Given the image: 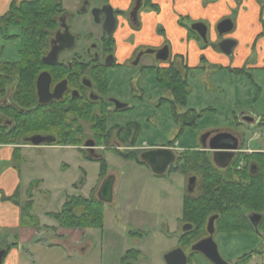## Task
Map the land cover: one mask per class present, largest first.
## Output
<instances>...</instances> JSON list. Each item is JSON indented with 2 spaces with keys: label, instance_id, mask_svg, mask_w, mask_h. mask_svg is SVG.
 <instances>
[{
  "label": "rangeland",
  "instance_id": "rangeland-1",
  "mask_svg": "<svg viewBox=\"0 0 264 264\" xmlns=\"http://www.w3.org/2000/svg\"><path fill=\"white\" fill-rule=\"evenodd\" d=\"M61 1L64 9L70 14L74 13L79 2V0ZM90 1L91 7H97L103 3L102 0ZM259 4L263 7L264 16V2L260 1ZM237 13V8L231 10L230 16L235 22L234 30L224 34L223 37L226 39L228 36L236 39L239 37L238 47L242 50L240 42L247 38V34L243 32L245 29H240V33L238 32ZM192 25L190 22L184 24L187 29H190ZM75 31L85 34L97 33L98 30L91 22L90 15H87L81 18V26H77ZM17 33L18 30L13 28L0 29V61H17L19 42L3 38L5 34L12 36ZM209 35L206 40L210 44ZM216 38L214 46L218 47L221 37L217 35ZM201 44L204 43L201 41ZM144 49L140 48V50ZM255 51L251 53L248 60L251 65L257 62ZM152 60L151 56L146 55L143 62ZM231 60L229 58V62ZM165 65L166 63H163L160 67ZM123 72L126 80L139 75L136 78L140 80L141 90L136 86L138 79H133L132 84L136 89L133 94L144 95L142 102L129 100L135 109L134 112L125 116L123 121L138 123L140 136L137 145L139 147L142 145L155 149L164 148L178 133L171 109L168 105L158 103L160 99H170L169 93L155 85L154 74L151 71L142 73L139 67L131 69L127 63ZM263 72L264 70L257 71L253 75L258 77ZM186 79L190 92L187 104L185 108H178L176 112L181 114L191 109L202 112V117L196 121L194 129L184 130L176 148H170L174 150L176 156H181L184 150L195 147L204 150L202 136L207 133L240 132L241 128H237L235 119L243 111L249 110L257 115H264V98L253 99V88L245 76L235 77L220 65L201 63L198 70L186 75ZM254 81L258 85L264 84V81L261 82L258 78H254ZM126 84L127 92H129L130 83L126 81ZM151 96L152 99L148 102ZM147 119L148 122H146ZM249 131L247 139L253 138L255 134L258 140L251 145H247L246 142L245 147L251 150L264 148V137H262L264 128L255 127L250 128ZM100 153L107 166L106 175L115 179L112 202L104 206L103 229H89L83 234L70 232L61 238L57 233L59 235L63 233L46 214L59 212L67 197L94 196L99 183L101 166L89 161L92 159L81 156L72 147L25 146L21 150L17 157V159L20 158V164L18 160L12 164L16 167L18 165L21 169L22 186L23 182L43 180L33 184L30 213L39 220L41 236L31 246L25 244L23 250L9 253L3 264H120V259L129 249L142 251L140 258L133 264H164V255L177 247L175 238L179 235L177 222L182 219V201L186 192L187 178L181 173L171 171L166 172L163 177H157L147 166L138 165L131 160H123L110 151ZM24 191L23 187L21 203L17 200L20 206H24L26 201ZM199 192V176L196 175L191 195L197 196ZM262 216L263 226L257 232L215 233L213 241L224 262L235 264L243 255L250 254L248 261L242 264H264V259L255 253L264 247V206ZM168 233L173 234V237L162 235ZM132 234H141L142 240L137 244V238L132 237ZM78 237L80 240L76 247L67 243L69 239ZM11 241L13 236L0 235V248ZM190 264L210 263L200 254H195Z\"/></svg>",
  "mask_w": 264,
  "mask_h": 264
},
{
  "label": "flooded vegetation",
  "instance_id": "flooded-vegetation-1",
  "mask_svg": "<svg viewBox=\"0 0 264 264\" xmlns=\"http://www.w3.org/2000/svg\"><path fill=\"white\" fill-rule=\"evenodd\" d=\"M102 1L103 3L100 6L91 7L90 0H79L78 6L72 14L68 13L67 10L64 9L61 1V13L57 16L56 29L52 31L50 37L46 41L45 49L38 58V62L35 63L36 66L29 70L28 76H22V74L18 73L15 74V72L19 70L16 65L19 66L22 64V59L19 56L20 43L17 52V61H0V77L6 76V71H4L6 67L3 66L5 64H11L9 68L12 67L10 71L11 73H14L9 75L10 80H8V84L3 87L0 86V143H11V145L0 146H11L13 148V155L16 156V152L19 154L25 146H31L34 148H71L70 146H63L61 144L63 139L60 137L58 131L65 128L62 124H58L56 129H51V131H47L45 129L46 127L41 126L37 127L35 130L29 128L26 133L20 135L19 131L21 129L19 127L18 119L26 113L29 115L54 111H58L60 113L72 111L75 113L76 115L72 118L71 124L75 127V139L80 141V145L74 146L72 149H75L81 156H85L86 158L92 160H103L101 157L103 155L100 153L101 151H110L114 156H117L115 151L124 150L118 140V130L122 129L123 131H126V129H132L131 136L136 135L135 143H138L140 136L138 123H136V121L125 122L123 121V118L134 112L135 108L129 100L142 102L144 95L140 94L139 96L133 94L136 89L133 87L132 81L133 79H138L136 76L139 75H134L132 78L126 80L123 70L125 69L127 63H129L131 69L139 67V71L142 73L151 71L154 74L153 82L159 87L157 71L160 69L161 64L168 63L169 57L166 62H161L158 59V51L166 47V45L161 48L154 46L143 47L139 45L133 49L129 56L119 57L117 55V42L115 35L124 33L128 30L137 32L141 26L139 22L140 14L143 12L150 13L156 10L154 3L155 0H129L126 9L114 8L111 0ZM87 15H90L91 22L97 27V33L90 32L81 34L75 31L77 26H81V18ZM109 30H111L110 34L108 33ZM190 33L193 34V31L190 30ZM70 35L71 37H74L73 42L68 40ZM220 37V42L229 40L228 38L226 39L223 37V35ZM9 41L19 42L18 40ZM84 42H86V44ZM134 42L135 40H132L131 45ZM206 42L207 40L204 41V43ZM78 43H82L83 45H79ZM141 47L145 49L140 50ZM52 49L58 50L56 56H52L47 59L46 57ZM146 55L151 56L153 60L151 62H143ZM235 71H240L239 74L245 76L250 85L255 88L257 83H254L255 81L251 74L245 72L244 70ZM0 79L2 80V78ZM28 81H30L31 89L26 90V92L25 89L28 88H25L24 84L26 85ZM126 81H128V84L130 83L129 92H127ZM139 81L140 80L138 79L136 84L138 88L140 85ZM23 87L25 91L24 93L22 92ZM256 87L255 91L257 94L259 90L258 87H260V85L257 84ZM139 90L141 89L139 88ZM150 99H152V96L149 97L148 102H150ZM160 100L158 103H160ZM81 113H88V117H90V115H94L95 118H97L96 123H99L100 125L102 124L105 128V133L111 132L108 142L106 140V136H102L101 133L96 135L94 129L92 128V125L95 126V124H90L87 119L88 117H86V115L82 116ZM236 120H239L235 124L237 128H241L240 132H218L229 133L238 139V151L234 153V157L230 165L224 170L230 169L233 162L238 158H248L251 157L252 154L256 153L262 154L257 151H248L245 147V143L248 141L247 136L250 133V128L264 127L263 118H258V115L255 112L248 110L239 113ZM146 122H148V119ZM215 134L217 133H210V136L205 140V143L207 144L210 138ZM34 136L50 138L53 140V143H44L39 146H33L29 142H26L27 139ZM21 140L24 141V144L20 143L22 142ZM106 143L109 145L106 146ZM154 149L155 148L153 147L148 148L144 146L135 147L129 150L137 151V156H139L140 159L142 153ZM178 158L179 156H176L175 154V162L169 166L167 172L171 171L176 166ZM246 165L247 164L241 160L235 169L237 172L242 171ZM256 165H259V163L254 161L252 164H248L252 176L258 172L259 168L257 169V167H255ZM171 172L179 173V171ZM107 177L109 176L105 175L102 179L99 178V183L96 189H99L100 185L103 181H105V179H107ZM190 179L191 178L188 177L186 180V192L184 197L192 196L191 193L195 184L191 187L189 185ZM262 213L263 210L261 212L245 213L251 227V232H257L263 226ZM209 219L205 223L203 235H197V232L194 231L196 226L195 223L184 221L183 219L177 222L179 226V235L175 237L177 247L168 253L180 250L186 257V264H190L193 255L200 254L199 252L193 251L192 247L198 242L209 237L207 232ZM215 222L216 220L214 221V233L212 234V240L215 233H219L215 229ZM162 235L170 238L173 237V234L170 233ZM140 236L141 234H132V237L137 238V244L142 240ZM1 250H5L6 252L2 260L3 264L8 252L5 248ZM255 253L258 254L261 259H264V247ZM141 255V250L129 249L120 259V264H133V262L137 261ZM200 255L203 256L202 254ZM250 256V254L243 255L240 260H238L239 262H236L235 264L247 262ZM204 259L206 258L204 257ZM164 264L166 263L164 262Z\"/></svg>",
  "mask_w": 264,
  "mask_h": 264
},
{
  "label": "trees",
  "instance_id": "trees-1",
  "mask_svg": "<svg viewBox=\"0 0 264 264\" xmlns=\"http://www.w3.org/2000/svg\"><path fill=\"white\" fill-rule=\"evenodd\" d=\"M61 0H14L9 11L0 18V29H17L16 35L3 36L6 40H18L20 43L19 56L22 59L21 65H16L19 69L15 74L22 76L29 74V70L34 68L35 63L45 49V43L52 31L57 26V16L61 13ZM5 64L6 76L0 79V86L8 84L11 73L9 66ZM15 66V65H12ZM190 71L188 68L169 64L160 67L157 71L158 85L166 90L170 99H161V104L168 105L171 109L173 121L178 127L175 138L168 142L167 148H176L177 142L185 129H194L196 121L202 117V112L187 109L183 113H177L178 108H185L189 96L186 75ZM26 90H30V81L24 84ZM23 87V93L24 91ZM21 88V87H20ZM22 89V88H21ZM27 92V91H26ZM29 92V91H28ZM1 94V93H0ZM89 113V112H88ZM88 113H81L88 117ZM75 113L58 111L42 112L38 114H25L18 119L20 135L26 133L29 128L35 130L37 127H46L47 131L55 130L58 124L65 128L58 131L63 146H79L74 135L75 127L72 126V118ZM96 135L98 133L106 136V140L111 136V132L105 133V128L97 124V118L91 116L87 118ZM55 126V127H53ZM53 127V128H52ZM131 130H118V140L124 150H117L114 153L123 160H131L138 165L146 166L137 156L138 152L133 149L139 147L135 143L136 135L131 136ZM137 131V130H136ZM22 141V140H21ZM24 144V141L20 142ZM0 145H11L3 142ZM106 146L109 144L106 143ZM180 148V147H179ZM17 150V149H16ZM16 156L18 153L16 152ZM88 159V158H87ZM176 166L171 171H179L186 178L199 176V194L197 196H185L182 201V219L195 223L197 235L204 234L205 223L210 217L217 216L215 229L219 233H239L251 231L247 215L248 212H261L264 206V159L263 154H252L251 157L236 159L232 167L227 170L217 169L213 163L211 154L200 148L186 149L177 159ZM243 160L247 165L242 171L237 172L238 164ZM101 166L99 178L106 175V163L103 160H89ZM254 162L258 172L251 175L248 164ZM252 162V163H250ZM195 175H191V174ZM236 177L237 179H235ZM77 187V186H75ZM32 189L29 192V199H32ZM8 201V200H7ZM32 210V200L21 206L20 226L23 228L41 230L39 220L30 214ZM46 216L53 220L59 229L68 230H102L104 225V204L99 202L95 195L90 198L82 196L67 197L57 213H47ZM15 245V244H14ZM14 245L5 247L9 252Z\"/></svg>",
  "mask_w": 264,
  "mask_h": 264
},
{
  "label": "crops",
  "instance_id": "crops-1",
  "mask_svg": "<svg viewBox=\"0 0 264 264\" xmlns=\"http://www.w3.org/2000/svg\"><path fill=\"white\" fill-rule=\"evenodd\" d=\"M13 1L0 0V18L9 11ZM111 1L113 7L119 9H126L129 2V0ZM260 1L264 2V0H155L156 10L140 14L139 22L141 26L137 32L128 30L129 32L126 31L115 35L117 55L119 57H127L139 45L158 48L166 45L169 52V61L163 67L173 64L188 68L190 71L187 74H192L195 70L199 69L201 63H208L213 66H222L230 75H234L235 77L242 76L239 74L240 71L235 70L244 69L253 76V79L258 78L263 82L264 72L258 77H254L253 75L254 72L264 70V16L262 14L263 7L259 4ZM235 8L238 9L236 17V23H238L239 27L238 32L240 33V29H245L243 32L247 34V38L240 42L242 46L241 50L238 47L239 42L237 41L239 37L236 39L228 36L227 38L234 41L235 45L231 54L225 55L221 52L219 46H214L218 35H216L215 26L224 20H229L232 23V30L230 31L232 32L235 22L230 14L231 10ZM186 22L204 26L205 40L207 39V35L210 34L211 43H204L203 39L197 33H194V30L191 28L187 29L184 26ZM190 30L193 31L194 35L190 33ZM132 40H135V42L131 45ZM201 41L204 44H201ZM221 42L219 41V44ZM254 50H256L257 62L251 65L248 63V60L251 57V53H254ZM229 58L232 59L231 62H229ZM256 86L255 88L252 86L253 99L255 100L256 97H258L257 100L263 99L264 84H260L257 94L255 91ZM258 118H263L264 120V115H258ZM238 121L235 119V123ZM252 137L248 138L247 145H251L258 140L255 134ZM262 137H264V134ZM140 147L143 146L141 145ZM204 150L209 152L205 147ZM248 151H257L264 155V148L248 149ZM17 157L19 156L13 155V148L11 146H0V235L13 236V241L5 243L0 250L15 244L8 254L23 250L25 244L31 246L41 236V231L37 232L35 229L20 226L21 206L19 203H21L20 198L23 187L25 188V204L31 200L29 199V192L33 184L42 182L43 180L23 182L22 186L21 169L18 165L16 167V165L12 164L16 160L20 164V158L17 159ZM97 190H95V197ZM59 231L63 233L62 235L57 233L61 238L70 232H82V234L86 232L85 230L68 229H60ZM82 234L80 233V236ZM79 240V237L77 239H69L67 243L76 247L79 244ZM4 241H7V239H4Z\"/></svg>",
  "mask_w": 264,
  "mask_h": 264
},
{
  "label": "water",
  "instance_id": "water-1",
  "mask_svg": "<svg viewBox=\"0 0 264 264\" xmlns=\"http://www.w3.org/2000/svg\"><path fill=\"white\" fill-rule=\"evenodd\" d=\"M192 30L197 32L199 36L205 41V27L200 24H195L191 27ZM232 30V23L229 20H224L217 25L216 31L219 36L229 33ZM111 33V30L108 31ZM74 37L68 38L73 42ZM235 45V42L232 40H225L219 44L221 52L225 55H230L231 51ZM58 50L52 49L51 52L47 55V59L50 57L56 56ZM158 59L161 62H166L169 57L168 48L164 47L158 51ZM46 59V61H47ZM42 77V76H41ZM40 77V78H41ZM40 80V79H39ZM40 94V89H39ZM210 136V133H207L202 136V144L209 152L212 153V163L213 165L221 170L226 169L233 157L234 153L238 151V139L229 133H217L212 136L209 142L206 144L205 140ZM33 146H39L41 144H50L53 143V140L46 137L34 136L26 140ZM89 146V145H86ZM141 161H143L151 171L154 176L161 177L163 176L170 165L175 162V154L172 149L160 148L151 151H146L140 156ZM196 181L195 177H191L189 180V185L192 187ZM113 186L114 179L109 176L105 181L100 185L96 199L103 203L104 205L110 204L113 197ZM216 216H213L209 219L207 225V232L209 237L205 240H202L195 244L192 247L193 251L199 252L202 254L211 264H227L225 263L217 252V247L212 240V234L214 233V221ZM5 250L0 251V264H2L3 257L5 256ZM164 262L166 264H186V257L184 253L180 250H175L171 253H168L164 256Z\"/></svg>",
  "mask_w": 264,
  "mask_h": 264
}]
</instances>
